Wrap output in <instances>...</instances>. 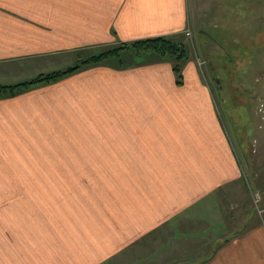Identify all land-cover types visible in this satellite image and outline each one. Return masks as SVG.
<instances>
[{"label": "crops", "instance_id": "obj_1", "mask_svg": "<svg viewBox=\"0 0 264 264\" xmlns=\"http://www.w3.org/2000/svg\"><path fill=\"white\" fill-rule=\"evenodd\" d=\"M194 3L0 0V85L189 29L264 35V0H213L211 23ZM121 55L0 98V264H264L263 223L221 225L241 171L197 60L177 85Z\"/></svg>", "mask_w": 264, "mask_h": 264}, {"label": "rangeland", "instance_id": "obj_2", "mask_svg": "<svg viewBox=\"0 0 264 264\" xmlns=\"http://www.w3.org/2000/svg\"><path fill=\"white\" fill-rule=\"evenodd\" d=\"M194 2L195 9L192 10L201 16L199 22L204 23L201 22L204 17L211 23L213 0ZM187 31L189 35L184 33L175 40L183 44L188 57L197 60L200 77L213 95L241 171V180L234 187V200L222 204L225 216L221 225L235 222L238 227L244 223V219L249 220L251 225L264 224L263 31L252 30L253 35L242 36L240 44L235 47L231 46V41L238 40L237 38L228 41L229 38L226 37H214L211 28L203 33H194L192 29ZM92 52L86 51V54H93ZM145 55L144 61H169L172 68L177 64L172 57L163 59L153 54ZM146 255L141 254L143 258ZM156 256L158 257V252ZM137 264H168V260L150 259Z\"/></svg>", "mask_w": 264, "mask_h": 264}, {"label": "trees", "instance_id": "obj_3", "mask_svg": "<svg viewBox=\"0 0 264 264\" xmlns=\"http://www.w3.org/2000/svg\"><path fill=\"white\" fill-rule=\"evenodd\" d=\"M125 50L131 51L136 56L153 54L163 59L167 57H172L177 63L172 68V71L175 75V83L177 85L183 84L181 65L188 58L183 44L175 39L157 37L136 41L129 45L121 44L120 46L115 48H108L106 50L99 51L98 53L89 54L85 59H81L73 67L62 71L52 72L46 75L38 76L37 78L29 82H24L12 86L0 85V98L11 97L36 86L47 85L57 82L63 77H66L86 67L99 65L114 60L121 61V54Z\"/></svg>", "mask_w": 264, "mask_h": 264}, {"label": "built area", "instance_id": "obj_4", "mask_svg": "<svg viewBox=\"0 0 264 264\" xmlns=\"http://www.w3.org/2000/svg\"><path fill=\"white\" fill-rule=\"evenodd\" d=\"M185 34L189 35L188 31H185Z\"/></svg>", "mask_w": 264, "mask_h": 264}]
</instances>
